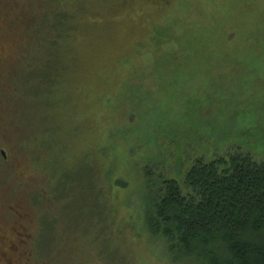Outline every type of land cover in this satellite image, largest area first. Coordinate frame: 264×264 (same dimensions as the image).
Listing matches in <instances>:
<instances>
[{
  "label": "rangeland",
  "instance_id": "1",
  "mask_svg": "<svg viewBox=\"0 0 264 264\" xmlns=\"http://www.w3.org/2000/svg\"><path fill=\"white\" fill-rule=\"evenodd\" d=\"M240 128L264 151V0H0V264H197L145 170Z\"/></svg>",
  "mask_w": 264,
  "mask_h": 264
},
{
  "label": "trees",
  "instance_id": "2",
  "mask_svg": "<svg viewBox=\"0 0 264 264\" xmlns=\"http://www.w3.org/2000/svg\"><path fill=\"white\" fill-rule=\"evenodd\" d=\"M56 28L52 23V34ZM249 132L219 138L196 130L187 142L165 130L167 148L157 150L160 161L144 178L147 225L171 261L264 264V151L252 148Z\"/></svg>",
  "mask_w": 264,
  "mask_h": 264
}]
</instances>
